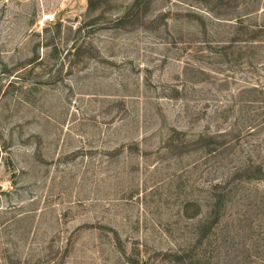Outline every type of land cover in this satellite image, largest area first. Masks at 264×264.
Masks as SVG:
<instances>
[{
    "label": "rangeland",
    "instance_id": "obj_1",
    "mask_svg": "<svg viewBox=\"0 0 264 264\" xmlns=\"http://www.w3.org/2000/svg\"><path fill=\"white\" fill-rule=\"evenodd\" d=\"M262 27L264 0H0V264H264Z\"/></svg>",
    "mask_w": 264,
    "mask_h": 264
},
{
    "label": "trees",
    "instance_id": "obj_2",
    "mask_svg": "<svg viewBox=\"0 0 264 264\" xmlns=\"http://www.w3.org/2000/svg\"><path fill=\"white\" fill-rule=\"evenodd\" d=\"M262 28H264V27H262ZM261 30H263V29H261Z\"/></svg>",
    "mask_w": 264,
    "mask_h": 264
}]
</instances>
